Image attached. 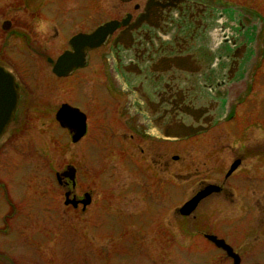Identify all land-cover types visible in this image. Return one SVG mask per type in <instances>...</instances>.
Wrapping results in <instances>:
<instances>
[{
    "label": "rangeland",
    "instance_id": "rangeland-1",
    "mask_svg": "<svg viewBox=\"0 0 264 264\" xmlns=\"http://www.w3.org/2000/svg\"><path fill=\"white\" fill-rule=\"evenodd\" d=\"M212 3L239 4L258 19L256 8L264 0ZM13 9L10 0H0V12L12 15ZM4 48L23 59L14 39L8 37ZM252 49L245 83L232 93L249 98L238 107V118L184 142L166 141L162 168L154 166L143 145L128 140L127 131L110 123L107 93L100 108L95 105L93 77L99 63L93 65V60L69 79L71 89L81 85L83 90L65 94L66 100L85 113L88 128L82 140L72 142L54 115L43 110L65 100L60 84L49 81L46 58L42 65L36 58L23 59L16 73L33 100L16 132L0 139V264H231L208 243L197 242L195 252L191 234L202 233L200 229L225 238L239 253L240 264H264V35L253 40ZM195 144L212 145L211 163L205 148L193 151ZM243 152L242 167L225 181L226 170ZM67 164L75 169V192L92 189L94 198L84 214L69 208L65 219L55 173ZM157 175L165 185L164 195H158L161 209L153 208L152 197L144 198L147 182ZM202 179L224 186L233 200L213 195L189 216H181L177 209ZM170 240L177 242L170 245ZM179 244L189 248L179 250Z\"/></svg>",
    "mask_w": 264,
    "mask_h": 264
},
{
    "label": "flooded vegetation",
    "instance_id": "flooded-vegetation-1",
    "mask_svg": "<svg viewBox=\"0 0 264 264\" xmlns=\"http://www.w3.org/2000/svg\"><path fill=\"white\" fill-rule=\"evenodd\" d=\"M10 3L14 7L12 15L0 12V37L4 38L0 44V66L15 76L19 100L15 118L5 132L8 138L16 132L21 121L27 119V107L33 100L32 97L29 99V91L16 73L18 64L26 58L31 61L36 58L42 65L45 57L46 69L51 75L49 81L60 84L65 100L55 109L43 106L48 116L54 115L55 120L63 104L71 105L66 95L83 90L81 85L71 89L69 79L91 67L93 60V65L99 63L93 77L95 89L100 93L96 95L95 89L92 91L95 105L100 108L102 95L107 93L111 103L110 123L116 129L127 131L128 140L137 142V146L143 145L154 166L159 168L164 166L161 162L166 141L180 143L215 131L217 127L221 130V124L238 118V107L245 106L249 100L243 96L235 97L232 93L245 83L246 71L251 64V57L247 58V54L253 50V40L264 35V5L258 4L256 13L261 15L254 19L251 12L239 4L215 6L212 0H94L91 4L89 0H10ZM102 8L106 11L103 12ZM108 22L114 23L113 30L104 43L86 51L83 66L68 72L67 63L59 71L55 70L58 59L74 51L71 41L75 36L91 34ZM8 37L16 41L22 60L19 61L11 52L4 53ZM85 117L86 131L78 141L88 132ZM57 124L72 139L73 133ZM194 147L193 151L205 148L207 163L212 162V145L195 144ZM143 150L140 147V151ZM172 159L177 160L178 157L173 156ZM244 159L245 152L232 161L224 174L225 181L236 176ZM236 160L240 163L227 175ZM68 167L69 164L55 173L57 186L63 190L64 207L60 211L65 219L69 208L84 214L94 198L92 189L75 192L76 175L71 180L65 174ZM162 181L163 178L157 175L145 186L144 198L155 200L153 208H163L158 197L159 194L164 195ZM195 183L198 186L191 197L207 185L215 184L220 191L201 201L221 193L226 199L233 200V193L228 189L223 191L221 184L206 179ZM57 204H61L60 201ZM256 205H260L259 197ZM159 226L165 227L164 224ZM198 232L202 233L191 234L194 250L197 242L208 243L220 252L223 261L233 264V258L207 237L214 235L231 246L241 262L239 253L225 238L213 233L212 229H200ZM173 242L170 240V245ZM188 246L179 244V250Z\"/></svg>",
    "mask_w": 264,
    "mask_h": 264
},
{
    "label": "water",
    "instance_id": "water-1",
    "mask_svg": "<svg viewBox=\"0 0 264 264\" xmlns=\"http://www.w3.org/2000/svg\"><path fill=\"white\" fill-rule=\"evenodd\" d=\"M114 23L108 22L101 25L91 34H79L75 36L71 44L73 52H67L58 59L57 71L60 70L63 64L69 63V71L71 72L77 67L85 64V55L88 49L97 47L105 42L108 34L113 30ZM19 100V87L15 76L0 66V139L5 134L8 125L14 120ZM56 120L60 126L67 128L72 134V142H77L86 131V117L76 107L68 104H63L57 114ZM240 163L236 160L230 167L227 175H230ZM65 174L69 175L71 180H74L75 169L71 166L68 167ZM74 182V181H73ZM220 187L215 184H209L201 189L196 195L186 201L178 210L182 216H189L197 207L198 203L208 195L219 192ZM87 203V202H85ZM209 240L215 243L216 246L224 249L228 256L233 258V264H240L239 256L233 252L223 239H218L214 235L207 236ZM257 264V263H255Z\"/></svg>",
    "mask_w": 264,
    "mask_h": 264
}]
</instances>
